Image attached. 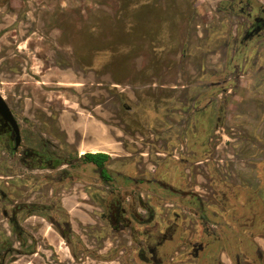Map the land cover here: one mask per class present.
Segmentation results:
<instances>
[{"label": "rangeland", "instance_id": "obj_1", "mask_svg": "<svg viewBox=\"0 0 264 264\" xmlns=\"http://www.w3.org/2000/svg\"><path fill=\"white\" fill-rule=\"evenodd\" d=\"M217 3L218 0H13L11 6L0 7V94L29 126L51 138L54 135L76 154L81 145L99 142L84 139V129L93 133L109 130L104 139L107 141L116 139L110 130L116 131L120 142L116 148L130 149L141 170L146 169L149 175L157 168L156 176L162 177V158L153 152L171 149L176 134L171 129L150 137L149 115L160 112L174 125L172 117L180 105L176 91L181 90L175 85H185L184 95H188L192 83L207 86L228 63L230 50L234 55L237 47V39L228 38L236 30L235 18L217 11ZM251 45L260 52L264 50V40ZM237 61L242 66L241 58ZM257 61L252 78L256 81L254 91L248 88L254 95L246 90H241L240 95L251 96V104L242 107L260 115L264 110V56ZM246 79L250 78H240L243 88L248 86ZM157 124L155 129L160 127ZM95 126L104 129H89ZM50 128L53 133L45 130ZM145 150L149 157L139 159L138 152ZM115 153L112 157L117 156L118 149ZM109 167L121 169L122 165L113 161ZM133 169L124 166V170ZM47 173L45 169L22 173L14 158L0 152V192L7 196L2 200L0 194V255L12 249L6 253L4 264H123L122 257L114 263L82 255L81 260L72 259L64 241L39 217L26 221L19 217L33 238L30 247L19 245L2 209L9 210L23 195L17 188L18 175ZM81 174L95 183L89 168H83ZM42 182L43 179L39 183ZM88 182L85 185L95 187ZM37 188V193H25L24 199L47 201V190ZM78 189L65 190L60 196L54 194L48 201L70 212L73 229L82 236L90 255H110L125 247L129 232L99 231L103 224L96 217L97 210L83 204L79 196L84 194ZM149 201L159 213L162 205ZM58 212L53 211V216ZM4 240L8 243L5 248L1 246ZM31 247V254L16 253Z\"/></svg>", "mask_w": 264, "mask_h": 264}, {"label": "flooded vegetation", "instance_id": "obj_2", "mask_svg": "<svg viewBox=\"0 0 264 264\" xmlns=\"http://www.w3.org/2000/svg\"><path fill=\"white\" fill-rule=\"evenodd\" d=\"M12 2L0 0V7L11 6ZM216 9L235 18L236 30L228 38L237 39V47L234 55L230 50L228 63L207 86L192 83L188 95H184L185 85H175L181 90L176 91L180 105L172 117L174 125L160 112L149 115L150 137L171 129L176 134L171 149L153 152L162 158V177L156 176L157 168L149 175L146 169L141 170L135 153L126 148H117L116 157L97 152L109 157L103 169L83 161L90 152L80 154L76 148L78 153H73L54 135L51 138L29 126L26 118H19L0 94L10 111H0V152L14 158L22 173L48 171L43 176L18 175L17 188L23 195L9 210L2 209L20 246L30 247L33 238L19 217L24 221L39 217L64 241L72 259L81 260L84 256L114 263L122 257L123 264H264V248L253 238L255 234L264 236V110L255 115L252 109L242 107L251 104L254 92L248 88L254 91L253 73L258 57L264 56L263 49L260 52L257 47L251 48V42L264 40V0H218ZM237 57L242 66L236 64L240 62ZM201 68L203 71L204 65ZM246 76L250 79L244 80L248 86L243 88L239 82ZM241 90L251 96H241ZM158 121L160 127L155 129ZM45 130L53 133V128ZM110 133L118 138L116 131ZM116 139L112 138L120 143ZM138 154L139 159L149 157L147 150ZM113 161L122 168L109 167ZM124 166L134 169L127 171ZM83 168L95 175V183L82 178ZM42 179L44 182L39 183ZM86 182L95 187L85 185ZM37 187L47 190V201L24 199L29 191L37 193ZM76 187L83 191L84 195L79 196L83 204L96 208V217L103 224L99 231L129 232L125 247L110 255H90L82 236L73 229L70 212L48 201L54 194L60 196ZM0 194L6 200L7 196ZM149 199L162 205L159 213ZM55 210L60 212L53 216ZM7 244L1 241L2 247ZM9 250L12 249L0 255V264H4ZM33 252L31 247L16 253Z\"/></svg>", "mask_w": 264, "mask_h": 264}, {"label": "bare ground", "instance_id": "obj_3", "mask_svg": "<svg viewBox=\"0 0 264 264\" xmlns=\"http://www.w3.org/2000/svg\"><path fill=\"white\" fill-rule=\"evenodd\" d=\"M84 132L82 133V137L84 139H95L98 140L99 142L95 144H89V145H81L79 149V153L83 154L86 152L90 153H97V152H104L109 154L110 156H115L116 155V150H117V142L115 140L107 141L104 140L107 137L108 130L107 131H98V132H90L89 130L84 129Z\"/></svg>", "mask_w": 264, "mask_h": 264}, {"label": "trees", "instance_id": "obj_4", "mask_svg": "<svg viewBox=\"0 0 264 264\" xmlns=\"http://www.w3.org/2000/svg\"><path fill=\"white\" fill-rule=\"evenodd\" d=\"M109 159V157L106 154L103 153H97V154H91L87 153L82 160L86 162H90L95 164L97 167L102 168L104 167V163ZM104 172V170H103Z\"/></svg>", "mask_w": 264, "mask_h": 264}, {"label": "crops", "instance_id": "obj_5", "mask_svg": "<svg viewBox=\"0 0 264 264\" xmlns=\"http://www.w3.org/2000/svg\"><path fill=\"white\" fill-rule=\"evenodd\" d=\"M264 200V197H262ZM254 241H256L262 248H264V236L262 234H255Z\"/></svg>", "mask_w": 264, "mask_h": 264}, {"label": "water", "instance_id": "obj_6", "mask_svg": "<svg viewBox=\"0 0 264 264\" xmlns=\"http://www.w3.org/2000/svg\"><path fill=\"white\" fill-rule=\"evenodd\" d=\"M0 111L4 113H10L7 105L5 104L4 100L0 97Z\"/></svg>", "mask_w": 264, "mask_h": 264}]
</instances>
